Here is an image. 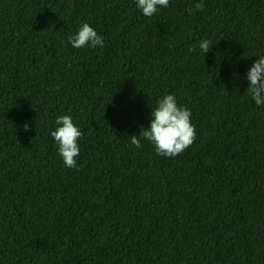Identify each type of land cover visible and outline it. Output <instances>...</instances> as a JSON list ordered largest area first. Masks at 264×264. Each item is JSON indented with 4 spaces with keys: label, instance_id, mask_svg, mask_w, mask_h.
<instances>
[{
    "label": "trees",
    "instance_id": "trees-1",
    "mask_svg": "<svg viewBox=\"0 0 264 264\" xmlns=\"http://www.w3.org/2000/svg\"><path fill=\"white\" fill-rule=\"evenodd\" d=\"M196 2L149 18L136 0H0V264H264V105L246 79L264 0ZM83 23L102 48L68 43ZM165 94L196 131L174 158L131 144ZM61 115L83 133L76 168L50 135Z\"/></svg>",
    "mask_w": 264,
    "mask_h": 264
},
{
    "label": "clouds",
    "instance_id": "clouds-1",
    "mask_svg": "<svg viewBox=\"0 0 264 264\" xmlns=\"http://www.w3.org/2000/svg\"><path fill=\"white\" fill-rule=\"evenodd\" d=\"M169 6V0H136V7L146 17H152L160 8ZM205 7L203 0L196 2L192 8L187 9L191 14L202 11ZM68 43L73 48L80 49L85 46L93 49L104 46L102 35L90 26L83 23L75 36L68 37ZM212 43L208 39L199 42V49L206 55ZM194 49H190L192 51ZM247 91L257 106L264 105V57L255 60L247 72ZM150 127H141L139 136H131V144L141 148V137L154 145L158 156L176 157L190 147L196 139V131L191 123V111L185 106H178L174 94H165L157 101V106L151 111ZM57 127L50 135L58 145V152L65 167L76 168L80 149L78 140L83 133L74 125L70 115H61L55 121ZM28 124L24 125L25 131ZM256 149V148H255Z\"/></svg>",
    "mask_w": 264,
    "mask_h": 264
}]
</instances>
